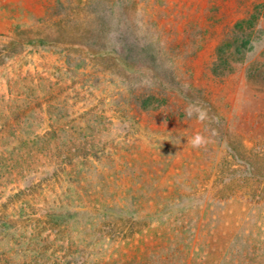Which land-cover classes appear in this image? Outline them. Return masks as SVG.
<instances>
[{
  "label": "rangeland",
  "instance_id": "rangeland-1",
  "mask_svg": "<svg viewBox=\"0 0 264 264\" xmlns=\"http://www.w3.org/2000/svg\"><path fill=\"white\" fill-rule=\"evenodd\" d=\"M252 13L254 49L215 73ZM1 21L0 264H264V0H8Z\"/></svg>",
  "mask_w": 264,
  "mask_h": 264
},
{
  "label": "trees",
  "instance_id": "trees-1",
  "mask_svg": "<svg viewBox=\"0 0 264 264\" xmlns=\"http://www.w3.org/2000/svg\"><path fill=\"white\" fill-rule=\"evenodd\" d=\"M122 5L124 6V3ZM254 13L250 14L249 17H246V18H243V19L237 21L234 25V35L231 38H228L227 39L228 41L226 40V42H224L222 45L219 46L217 61L215 62L214 69H213V71L215 73H219L220 69H222L224 67H228L226 64V60H224V56L226 55V50L230 49L231 52H233L235 55L241 56L244 53H247V52L254 49L253 48L254 42H255L253 40V31L254 30L252 28L257 23L258 19L260 18L257 13L256 14H254ZM122 47H123V50H122L123 52L127 50V51H130V53H134L133 51H134L135 47L133 45H131L130 43L127 46L124 45ZM122 65L127 70H129L131 68L128 60L123 59ZM227 69H228V71H230L229 68H227ZM156 80L158 82V85L163 87V89L166 88L168 84L171 85L174 81V80H168V78H162V77L161 78L157 77ZM178 89L181 93L185 94V92H183L184 91L183 88L179 87ZM137 98H138V102L140 103L141 107H143L144 109H148L150 107H157L159 105L166 103V101H167V98L164 95H162L161 93H158V94H156V93H150V94L142 93V94H139L137 96ZM229 146L232 149V152H231L232 156L235 157L236 159H238V161H244V159L237 154V152L235 151V148L233 147L231 142H229ZM248 174H249L250 178H254V176H257L255 171H253V170L248 171ZM261 176L264 177V175H261ZM102 211L105 215H109L108 213H110V212L114 213L115 210H114V208H111L110 206H104ZM120 211H121V213L124 212L123 210H120ZM134 213H136V212H133V214ZM50 215L52 217V220H55V219L59 218L60 216H62L61 219L64 221V220L70 219L71 217H74L75 212L72 210H65V211H62V213H51ZM64 215H65V217H64ZM111 217H114V216H111Z\"/></svg>",
  "mask_w": 264,
  "mask_h": 264
},
{
  "label": "clouds",
  "instance_id": "clouds-1",
  "mask_svg": "<svg viewBox=\"0 0 264 264\" xmlns=\"http://www.w3.org/2000/svg\"><path fill=\"white\" fill-rule=\"evenodd\" d=\"M186 115L191 117L194 113L197 115V118L200 121H203L207 118V111L203 108L198 107L197 105L190 104L185 109ZM193 147H199L204 143V139L201 135L197 134L191 141Z\"/></svg>",
  "mask_w": 264,
  "mask_h": 264
},
{
  "label": "built area",
  "instance_id": "built-area-1",
  "mask_svg": "<svg viewBox=\"0 0 264 264\" xmlns=\"http://www.w3.org/2000/svg\"><path fill=\"white\" fill-rule=\"evenodd\" d=\"M8 0H0V7H2Z\"/></svg>",
  "mask_w": 264,
  "mask_h": 264
},
{
  "label": "crops",
  "instance_id": "crops-1",
  "mask_svg": "<svg viewBox=\"0 0 264 264\" xmlns=\"http://www.w3.org/2000/svg\"><path fill=\"white\" fill-rule=\"evenodd\" d=\"M3 27H5V22L4 21H1L0 22V29H2Z\"/></svg>",
  "mask_w": 264,
  "mask_h": 264
}]
</instances>
